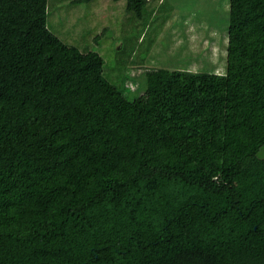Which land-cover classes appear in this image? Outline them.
<instances>
[{
    "label": "trees",
    "instance_id": "1",
    "mask_svg": "<svg viewBox=\"0 0 264 264\" xmlns=\"http://www.w3.org/2000/svg\"><path fill=\"white\" fill-rule=\"evenodd\" d=\"M229 6L225 74L129 88L0 0V264H264V0Z\"/></svg>",
    "mask_w": 264,
    "mask_h": 264
},
{
    "label": "rangeland",
    "instance_id": "2",
    "mask_svg": "<svg viewBox=\"0 0 264 264\" xmlns=\"http://www.w3.org/2000/svg\"><path fill=\"white\" fill-rule=\"evenodd\" d=\"M229 5L230 0H155L153 17L140 19L127 12L124 0H52L48 24L64 42L99 53L109 79L132 88L129 75L142 77L144 68L225 74ZM128 61L137 65L127 68ZM259 157L264 159V147Z\"/></svg>",
    "mask_w": 264,
    "mask_h": 264
}]
</instances>
